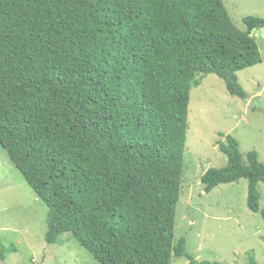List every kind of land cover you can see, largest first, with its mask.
<instances>
[{
  "label": "trees",
  "instance_id": "16d2710c",
  "mask_svg": "<svg viewBox=\"0 0 264 264\" xmlns=\"http://www.w3.org/2000/svg\"><path fill=\"white\" fill-rule=\"evenodd\" d=\"M244 23L223 0H0V144L48 207V243L70 233L99 264H224L174 231L192 88L215 73L246 98L237 73L262 61L264 17ZM218 143L228 163L205 192L246 178L264 218L258 152Z\"/></svg>",
  "mask_w": 264,
  "mask_h": 264
},
{
  "label": "rangeland",
  "instance_id": "374dc122",
  "mask_svg": "<svg viewBox=\"0 0 264 264\" xmlns=\"http://www.w3.org/2000/svg\"><path fill=\"white\" fill-rule=\"evenodd\" d=\"M236 25L245 17H264V0H223ZM262 61L238 71L246 98L231 94L215 73L191 90L189 129L182 190L177 206L175 242L187 239L186 251L198 261L264 264V218L248 206L246 178L222 183L206 193L201 176L228 163L218 141L228 134L240 142L244 163L256 150L264 164V36L255 31ZM223 133V134H221ZM264 209V182L258 185ZM48 207L0 144V264H99L70 233L48 243ZM171 264H191L174 255Z\"/></svg>",
  "mask_w": 264,
  "mask_h": 264
},
{
  "label": "water",
  "instance_id": "95a60500",
  "mask_svg": "<svg viewBox=\"0 0 264 264\" xmlns=\"http://www.w3.org/2000/svg\"><path fill=\"white\" fill-rule=\"evenodd\" d=\"M257 30V28H254L252 31H251V35H254L255 31ZM261 32H262V35L264 36V26L261 28Z\"/></svg>",
  "mask_w": 264,
  "mask_h": 264
}]
</instances>
